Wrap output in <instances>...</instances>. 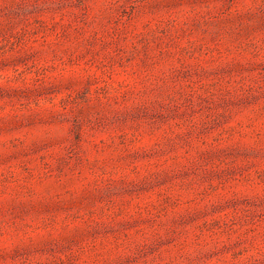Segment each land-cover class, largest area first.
Listing matches in <instances>:
<instances>
[{"label":"rangeland","instance_id":"1","mask_svg":"<svg viewBox=\"0 0 264 264\" xmlns=\"http://www.w3.org/2000/svg\"><path fill=\"white\" fill-rule=\"evenodd\" d=\"M0 264H264V0H0Z\"/></svg>","mask_w":264,"mask_h":264}]
</instances>
